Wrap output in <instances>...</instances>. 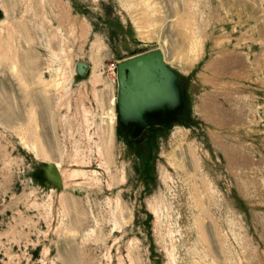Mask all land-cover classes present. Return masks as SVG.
<instances>
[{"label": "rangeland", "instance_id": "rangeland-1", "mask_svg": "<svg viewBox=\"0 0 264 264\" xmlns=\"http://www.w3.org/2000/svg\"><path fill=\"white\" fill-rule=\"evenodd\" d=\"M0 264H264V0H0Z\"/></svg>", "mask_w": 264, "mask_h": 264}, {"label": "water", "instance_id": "water-1", "mask_svg": "<svg viewBox=\"0 0 264 264\" xmlns=\"http://www.w3.org/2000/svg\"><path fill=\"white\" fill-rule=\"evenodd\" d=\"M81 67H84L83 65ZM170 74L171 71L169 72ZM117 75V110L125 121L143 123L144 115L160 108L165 103H173L176 92L173 86V74L169 79L162 66L161 53L158 50L145 52L119 62ZM50 165L47 177L50 181L61 185V179ZM53 174V178L50 177Z\"/></svg>", "mask_w": 264, "mask_h": 264}, {"label": "bare ground", "instance_id": "bare-ground-1", "mask_svg": "<svg viewBox=\"0 0 264 264\" xmlns=\"http://www.w3.org/2000/svg\"><path fill=\"white\" fill-rule=\"evenodd\" d=\"M155 50H158V51L161 53L162 66H163V68L166 69L167 75L169 76V79H170L172 74L169 73L170 71H169V69L167 68V66H166V64H165L164 55H163L162 50H161V49H155ZM155 50H153V51H155ZM78 66H79L78 68H80V70L83 71V70H82V67H81L82 65H78ZM15 72H16V71H15ZM114 75H115V73H114ZM116 76H117V75H116ZM117 86H118V82H117ZM116 105H117V95H116ZM116 117H117V116H116L114 113H108V114L105 116L106 119H109V120H111V121L115 120ZM52 165H55V164H52ZM55 166H56V165H55Z\"/></svg>", "mask_w": 264, "mask_h": 264}, {"label": "built area", "instance_id": "built-area-1", "mask_svg": "<svg viewBox=\"0 0 264 264\" xmlns=\"http://www.w3.org/2000/svg\"><path fill=\"white\" fill-rule=\"evenodd\" d=\"M114 70H116V67L113 65V66H112V71H114Z\"/></svg>", "mask_w": 264, "mask_h": 264}]
</instances>
